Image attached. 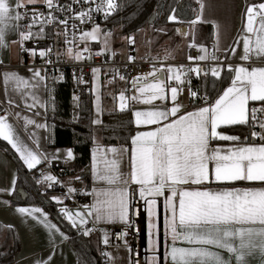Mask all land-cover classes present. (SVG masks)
<instances>
[{
	"label": "snow or ice",
	"instance_id": "1",
	"mask_svg": "<svg viewBox=\"0 0 264 264\" xmlns=\"http://www.w3.org/2000/svg\"><path fill=\"white\" fill-rule=\"evenodd\" d=\"M80 3V0H74ZM89 5L76 11L71 4H60L59 0H0V53L8 50L10 43L20 46L22 52H27L30 57L39 56L44 59L45 65L52 64L51 47L27 48L25 42L44 38L45 25L58 22L65 29L66 55L73 62L91 59V54L85 57L78 46V42L87 44L91 41L100 42V51L96 55L105 52L111 53L110 38L112 31L102 30L101 25L94 22L92 13H103L107 19L115 11L122 7L117 0H83ZM199 11L190 24L197 22L211 23L213 26V50L209 51L203 45L199 46L201 54L198 57L188 56L189 61H212L211 68H201L185 65L166 64L164 61L173 58V52L165 50L164 57L148 56L151 63L150 70L132 77L134 94L126 95L125 90L119 92L120 111L129 109L130 102L150 106L144 109L132 110L134 124L136 126H154L149 130H137L131 135V149L123 147H108L101 149L95 146L91 149V173L93 181L103 182V187L93 186L91 192L85 189H77L68 185L67 193L75 195L78 191L85 195H91L92 203L83 205V211L79 208L75 211L65 207L59 209V213L69 222L78 233L88 236L101 224L122 225L123 228L133 229L139 236L140 229L134 224L133 204L138 194L143 202L142 211L146 213V248L145 264H264V186L261 187H231L210 188L204 186L216 182H260L264 184V0L258 4H247L243 32L240 33L235 43L242 39L243 51L237 52L235 47H229L225 51L232 52L242 63L226 65L232 74L228 87L217 98L209 102L207 90L200 95L198 91L189 90L190 99L199 98L202 106H195L193 110H186L177 97L178 91L184 83L190 85V79L182 80L184 71L203 73L205 77L209 72L211 77L220 78L225 66L220 61L218 52L220 49V25L212 21H203L205 9L204 0H197ZM43 4L47 12H40L33 8L26 26H22L23 17L28 15L29 5ZM94 4V7L92 6ZM23 9L24 11H20ZM71 13L64 19H59L55 13ZM172 12L176 10L173 8ZM79 20L81 24L92 21L90 30L83 28L77 30V25H71V39L68 38V21ZM176 14H169L167 21H177ZM40 28L33 31L35 25ZM158 32L164 29H156ZM176 32L182 36L189 33L183 28H177ZM59 35V33H55ZM15 36V39L10 37ZM129 44H133L132 36L125 37ZM189 47H196L190 44ZM114 55L115 53H111ZM57 59L61 53H56ZM129 61L135 58L131 55ZM259 61V64L256 62ZM159 62V66H157ZM3 60L0 59V64ZM27 71L29 77L21 75L16 70H3L0 72L4 85V96L7 99V108L0 109V138L11 145V148L19 154V159L28 170H33L42 162L51 164L54 160L63 157L66 160L74 159L71 148L54 151L41 150L38 140H34L35 148L29 147L21 139L15 127L16 120H23L25 130L29 125L47 130L46 123L41 124L36 120L21 116L20 111H12L19 107L17 100L24 102V107L32 110L39 105L45 112L51 107L55 112V97L49 89L48 80L53 82L63 80V74L49 78L45 67L30 66ZM58 71V70H57ZM100 69H91L93 88L95 93L94 106L97 113L102 111L100 93L97 87ZM125 80L124 75H120ZM73 79L77 83H87L81 75L76 76L73 70ZM176 81L173 87L168 82ZM215 88V83L212 85ZM205 88L207 82L205 81ZM49 92L51 104L40 103L36 95L38 91ZM171 93L173 106L168 107L167 92ZM18 94V96L16 95ZM115 99V98H114ZM31 100V103L28 101ZM75 106L79 107V97L73 95ZM165 102L163 104L154 103ZM250 103L259 104L260 107H250ZM34 115H40L39 112ZM76 117V113H73ZM78 119V117H76ZM101 121L94 119L93 124ZM221 126H246L251 129V137H257L260 143H248V137L243 140L239 135L228 134ZM260 131H255V128ZM35 133H29V139H34ZM213 141L235 142L231 147H212ZM95 144V140L93 139ZM111 153V158L108 156ZM98 161L102 167H98ZM16 175L13 174L12 187L0 189L11 192L15 190ZM79 181L80 177L74 178ZM61 182L47 168L41 174L36 184L45 183L52 187V182ZM163 198V253L161 258V238L157 222V201ZM56 203H62L60 197L50 198ZM9 204L8 201H3ZM14 211L24 217L31 218L36 224L47 230L52 251L55 252L57 236L61 241L69 237L49 219V214L39 207L17 206ZM91 222L92 227H87ZM103 234V243H109L111 235L104 228L99 229ZM122 240L128 253L131 246L126 240L128 233L120 231L116 234ZM107 264H117L111 252H104ZM139 256V252L136 254ZM52 256L43 264H50ZM41 264V262H37ZM136 264H139L137 260Z\"/></svg>",
	"mask_w": 264,
	"mask_h": 264
},
{
	"label": "trees",
	"instance_id": "2",
	"mask_svg": "<svg viewBox=\"0 0 264 264\" xmlns=\"http://www.w3.org/2000/svg\"><path fill=\"white\" fill-rule=\"evenodd\" d=\"M262 0H245L247 4L260 3ZM122 5L109 18L107 25L118 27V32L123 35H133L140 30L152 26L156 29H164L159 32V39L172 37L173 30L179 23H189L194 20L198 12L197 0H118ZM176 12L173 13L172 9ZM169 14H176L177 21H167ZM155 15L154 21L150 20ZM196 41L207 44L213 36V27L210 24L198 25L195 29ZM161 39L159 42L161 43ZM173 40V39H172ZM171 40V41H172ZM156 42L158 40L156 39ZM176 44L175 40L171 42ZM99 47L97 43L94 44ZM59 75L54 73L48 75L49 78ZM231 73L227 68H223L220 78H213L211 75L203 77L200 81V95L207 90L209 101L215 99L223 89L231 82ZM205 81L207 88H205ZM215 83V88L212 85ZM49 89H54L51 94L55 97L56 110L53 112L51 107L47 110L46 122L48 133V145L50 147H71L74 152L72 168L75 173L86 182L90 189V166H91V147L94 145L93 139L100 137V142L105 145L129 144L130 137L136 130L130 109L120 111L118 108L105 109L102 114V122L98 129L92 123V92L90 86L83 87L79 94V107L75 106L73 100L74 92L71 88L70 78L63 75V80L53 82L48 81ZM199 99V98H198ZM46 103L51 104L49 92H47ZM256 105V104H251ZM258 105V103H257ZM261 106V105H260ZM76 113L74 117L73 113ZM225 130L240 133L248 137L247 141L253 140L251 131L253 129L246 126H226ZM257 131V128L254 129ZM0 147L5 149L15 160L18 169L16 188L11 196L13 205H43L59 224L68 232L70 242L77 253L78 264H107V259L103 254L99 235L84 236L77 234L76 229L72 228L59 209L65 206L56 203L49 197L41 193L43 186L36 185L32 178V171L26 169L10 148L6 141L0 138ZM23 188L28 196L22 199L19 189ZM5 241L1 242V236ZM20 239L17 231L12 227H6L0 222V264H13L18 251L20 250Z\"/></svg>",
	"mask_w": 264,
	"mask_h": 264
},
{
	"label": "crops",
	"instance_id": "3",
	"mask_svg": "<svg viewBox=\"0 0 264 264\" xmlns=\"http://www.w3.org/2000/svg\"><path fill=\"white\" fill-rule=\"evenodd\" d=\"M204 2L206 6L204 9L202 20L203 21L214 20L220 25V49L225 51V49H228L231 46V47H235L237 52L242 53L243 51L242 39L240 40L239 44H236L235 41L240 35V33L243 32V23L245 22V19H246L244 14L246 11V6H247L245 3V0H204ZM198 11H199V4H198ZM203 24H210L212 26L211 23L197 22L195 25H193L194 30L198 27V25H203ZM177 28H183L187 30L189 34L187 36H182L181 34L176 32ZM153 31H154L153 27L149 26L131 35L134 37L133 45L136 46L137 55H141L142 53L149 51V50H152L155 52H165V50H170V51L178 52V55L183 57L185 54L186 47L189 46L190 44H194L191 40L192 39L194 40V38L196 40V36L194 38L193 37L191 38L190 27L188 26V23L177 24L173 30L174 32L173 38L165 37L164 39L165 41L159 43V45L153 42L154 40ZM175 38L177 39L176 44H174V46L169 45V42H170L169 39H175ZM10 39H15V36L10 37ZM213 41H214V36H212L211 41L207 44L196 41L197 44L195 45L197 46L198 50H199L200 45H203L205 48L209 49L210 45L213 44ZM97 44L100 45L99 43ZM154 45L156 46L154 47ZM160 45H161V48H165V49L156 50ZM225 52L228 58L231 59L232 61H240L239 58L236 57L232 52H229V51H225ZM0 59L3 60V63L0 65L9 66L7 68L0 69V72L7 69V70H16L21 75L25 76L26 78L31 75L27 71L28 68L14 67V66H17L19 64H23L26 62V59L20 53L18 44L10 43L8 50L6 52L0 53ZM256 63L259 64V61H257ZM233 64H239V63H233ZM229 84L226 87H228ZM171 86L175 87L177 85H171ZM97 87L100 93V98H101L100 103H101L102 111L99 113L96 112L95 106H94L95 93L91 91L93 95L92 119L93 120L98 119L99 121L102 122V114L105 109L118 108V104H119L118 96L121 90H125L127 96H131V95L128 92V87H129L128 84L123 81H118L114 85H111L110 86L111 90L110 92H107V93L104 92L105 85L103 84V82L98 81ZM92 88H93V82L90 85V89ZM16 95L18 96V94ZM36 95L39 97L40 103H46L47 91H43V90L38 91ZM167 95H168V100L166 101V103L168 107H172L173 104L171 101L170 91L167 92ZM177 97H178V100L183 105L186 106V110L188 111L193 110L195 106H202V102H200L198 98L194 100L190 99L189 90L186 89L184 84L181 86V90L178 91ZM215 99H213L212 101H214ZM212 101H209V102H212ZM16 102L19 104V107L15 109H9L10 112L20 111L22 117L28 116L36 120L38 123L47 124L46 122L47 111L45 112L44 108L37 105L36 108L32 110H28L24 107L23 101L17 100ZM28 102L31 103V100H29ZM154 103L163 104L165 102L156 101ZM251 104L252 103H250V107H251ZM2 106L8 107L7 99L4 96V85H3L2 76H0V107ZM256 106L260 107L259 104L258 105L256 104ZM147 107H150V106H146L142 104L133 105L131 102L129 105V109L131 110V113H132V110L144 109ZM36 112H39L40 115L38 116L34 115V113ZM12 120L15 121V127L18 131V134L21 136V139H23L24 142L29 145V147L35 148L36 145L34 143V140H38L41 146V150L54 151L55 149H61L63 151L68 148H71V147H50L48 145V133L46 129L36 128L35 125H29L28 130L26 131L23 126L22 119L17 121L16 118L12 116ZM101 122L98 124H94L96 129L99 128V126L101 125ZM133 122H134V118H133ZM135 127H136V130H135L136 132L137 130H140V131L149 130L151 127H154V126H144V125L136 126L135 125ZM221 127H222V130L228 134L239 135L241 137V140H243L244 136H246L240 133L227 131L225 130L226 126H221ZM257 131H260L258 127H257ZM135 132L133 133V135L135 134ZM29 133H35L34 139H29ZM257 139L258 141H251V142L247 141V142L248 143L255 142L259 144L261 141L258 137ZM234 143L235 142H230V141H213L211 146L221 147V148L226 149L228 147H231ZM9 146L11 148V145ZM95 146H99L102 150L108 147H117V148L123 147L129 150L128 154L130 155L131 140L129 144L105 145L100 142V137H96L95 144L91 147V149ZM12 150L14 151L16 156L19 158V154L16 153L14 149ZM108 156L111 158L112 154L108 153ZM73 160L74 159L66 160V161L70 166H72ZM20 162L23 164V161L20 160ZM41 164H44V163L42 162ZM23 166L27 169L25 165ZM98 167H102V164L99 161H98ZM13 174H15L16 177H18L17 164L14 158L5 149L0 147V189H9L12 187ZM16 182H17V179H16ZM94 185L103 187V182L93 181L92 173H91V166H90L89 192H91V189L93 188ZM204 186L210 187V188H231V187L243 188V187H261V186H264V184H261L260 182H216V183H211V184H205ZM15 188H16V183H15ZM13 192L14 191H11V192L0 191V222L6 227L14 228L18 233L20 243H21L20 250L18 251L16 255V259L13 264H37L38 261L41 262V264H43L44 261L48 260L49 256H52V261L50 262V264H78L77 253H76L74 246L69 240L70 236L68 232L59 224V222L54 217H52L50 212L41 204L13 205L11 203V196ZM92 200L93 198L90 195L89 201L84 205L92 203ZM3 201H8L9 204L6 205L3 203ZM158 201H160V206L161 208H163V198H159ZM17 206H30V207L41 208L43 212L49 214V219L53 223H55L60 228V230L63 231L69 238L67 240L61 241L59 237L57 236L55 252H53L52 244L49 240V235H48L47 230L44 229L43 226L36 224L35 221L31 220V218H28L27 220H25L24 217L16 213L14 209ZM62 207H65V206H62ZM67 208L72 209L73 211L79 208L81 211H83L82 206H72V207L67 206ZM143 223H144V236H145L144 245L146 248V213L145 212H144V217H143ZM117 226H120V225L119 224L99 225V229L104 228L108 232L111 233L109 237V243L105 245L103 243V234L100 231L101 246L103 247L104 252L107 251V252L112 253V255L115 257L117 264H131V253H128V251L126 250L124 246V243L121 246H117L113 243L112 228L117 227Z\"/></svg>",
	"mask_w": 264,
	"mask_h": 264
},
{
	"label": "built area",
	"instance_id": "4",
	"mask_svg": "<svg viewBox=\"0 0 264 264\" xmlns=\"http://www.w3.org/2000/svg\"><path fill=\"white\" fill-rule=\"evenodd\" d=\"M96 3H99L100 0H95ZM118 2V0H117ZM60 4H71L72 7L79 11L81 8H86L89 5H86L83 3V0H80V3H75L74 0H59ZM94 7V4L92 5ZM37 9L40 12H47L48 9L44 7L43 4H37V5H30L28 6L29 13L28 15L23 17V20L21 21L22 26H26L30 16H31V9ZM20 11H24L21 9ZM59 17V19H64L66 15H71V13H64L61 14L59 12L55 13ZM94 22L96 24H99L101 26L107 25V22L111 15L104 19L103 13L101 12H93L92 13ZM75 23L77 25V30L83 28H90L92 27V21L81 24L80 21L77 19L75 21L69 20L68 21V31L69 36L68 38L71 39V25ZM40 28V25L37 24L34 26L33 31H37ZM45 33L46 35L44 38L40 39L37 38L33 41L25 42V47L27 48H47L51 47L52 56L51 59L53 61L52 64L45 65L44 59L39 56V53L37 52L36 56L34 58L30 57L27 52H22L19 46V50L21 55L26 59V62L23 64H19L14 67L19 68H29L30 66L40 68L45 67L46 72L48 75H53L54 73L68 75L70 78L71 88L74 92V95L79 96L80 90L83 87L90 86L92 83V75H91V69L93 67H98L101 71L99 73V77L102 78V82L105 86H111L114 85L118 81H123L128 84V92L130 95L134 94V88L131 83L132 77L140 75L144 73L145 71L150 70L151 67V61L147 59L148 56H159L161 58L164 57L165 52H155L152 50L146 51L142 53L141 55L136 54V46L133 44L127 45L126 55H124L120 50H114L111 51V53H115L112 55L110 52H105L102 55H96L97 52L100 51V46L96 47L94 43H91L87 45V50L85 49V44L83 42H78V46L81 49L83 55L87 57L89 54H91V59H85L80 62H73L70 60L66 55H63L65 50V29L62 25H60L58 22H54L51 25H45ZM55 33H59V35H56ZM209 51L213 50V44L210 45ZM173 52V58L168 59L164 61L166 64H174V65H185V66H191L196 67L197 63L201 68H211L212 64L214 62L212 61H189L187 59L188 56L192 57H198L200 55V52L196 47H186L184 56H179L178 52ZM56 53H61L59 56V59H57ZM129 55L133 56L135 59L133 61H129L128 57ZM218 55L220 56V61L216 63H221L223 66H225L228 63H242L241 61H232L228 58L225 51L220 50L218 52ZM157 66H159V62H157ZM9 66L0 65V69L7 68ZM75 69L76 76L81 75V69L83 70V78L87 83H77L73 79V70ZM58 70V71H57ZM120 75H124L125 80H121L119 77ZM208 75H211L210 72ZM187 77L190 79V85L188 83H184L187 90L192 91H198L200 89V81L205 75L203 73H200L197 75L196 73H189L187 71H184L182 80ZM178 82L176 81H169L170 85H177ZM200 102H202L199 99ZM251 107H258L256 105H252ZM7 108L6 106L0 107V109ZM0 114H3L2 111H0ZM48 169L54 176L58 178V180L61 182L60 184H57L55 181L52 182L53 186L48 187L47 184L41 183L36 184L35 180L41 179V174L45 171V169ZM78 175L75 173L72 166H70L67 161L63 158L59 160H54L51 162V164H41L37 166L31 174V178L33 182L38 186H43L41 189V193L44 196H47L49 198L58 196L63 201L62 204L68 207L72 206H83L86 204L89 199L90 195L82 194L81 192H77L75 195H69L67 193V189L63 185H68L70 182V186L77 188V189H85L87 192H89V189L86 185V182L80 178L79 181L75 180L74 178ZM143 202L139 199L138 194L135 197V203L133 204V210L134 212L139 211L138 216H134V224L136 227L140 229L139 236L136 234L135 227L133 229H126L123 228L122 225L113 227L112 228V239L113 243L117 246H121L123 244V241L117 238V233L120 231H126L128 235L126 236L129 245L131 246V264H136L137 260H139V264H145L144 256H145V236H144V223H143V217H144V211H142ZM87 227H92V224L89 223ZM77 231V230H76ZM79 235H82V233H78ZM89 235H99L100 236V230L99 226L97 227V230H94ZM137 252H139V256H137ZM104 253V251H103Z\"/></svg>",
	"mask_w": 264,
	"mask_h": 264
},
{
	"label": "rangeland",
	"instance_id": "5",
	"mask_svg": "<svg viewBox=\"0 0 264 264\" xmlns=\"http://www.w3.org/2000/svg\"><path fill=\"white\" fill-rule=\"evenodd\" d=\"M35 5H37V4H35ZM188 26L190 27V35H191V38L193 37H195L196 35H195V30H194V27H193V25L192 24H190V23H188ZM101 28H102V30H111L112 31V36H111V38H110V48H111V51H114V50H120L124 55H126V50H127V45L129 44V42L127 41V39H125V37H128L127 35H123V34H121V33H119L118 32V27H113V26H111V25H104V26H101ZM91 29V27L90 28H86L85 30H90ZM153 33H154V40H153V42L155 43V44H157V45H159V40L161 39H159V32L158 31H156V32H154L153 31ZM131 36V35H130ZM133 37V36H132ZM155 39H157L158 40V42H156V40ZM165 38L163 37V39H161V42H163V41H165L164 40ZM133 40H134V37H133ZM172 39H169V45H172L171 44V42L172 41H174L175 40V42L177 41V39L175 38V39H173L172 41H171ZM194 44H197L196 43V40H195V38H194V40L192 39L191 40ZM94 42H97V43H99L100 44V42L99 41H89L88 42V44L87 45H89V44H91V43H94ZM156 45H154V47H155ZM100 47H101V45H100ZM163 47V46H162ZM170 47V46H169ZM159 49H165V48H161V45L156 49V50H159ZM101 71V70H100ZM98 81H100V82H102V78H100V77H98ZM107 87H109V88H107ZM110 90H111V87L110 86H105L104 87V92L105 93H107V92H110ZM160 211H162V213H160ZM164 207L163 208H161V206H160V201H157V214H158V216H157V222H158V226H159V235H160V238H162V240H163V220H164ZM161 224H162V231H161ZM5 237L2 235L1 236V242H4L5 241V239H4ZM162 251V253H163V242H162V244H161V248H160V252Z\"/></svg>",
	"mask_w": 264,
	"mask_h": 264
},
{
	"label": "water",
	"instance_id": "6",
	"mask_svg": "<svg viewBox=\"0 0 264 264\" xmlns=\"http://www.w3.org/2000/svg\"><path fill=\"white\" fill-rule=\"evenodd\" d=\"M154 18H155V15L150 20L151 23L154 21ZM18 191H19V194L21 195L22 199H26L27 198L28 194L23 188H20ZM160 213H162V211H160ZM160 227H161V231H162V224H161ZM162 242H163V240L161 238V244H162ZM160 253H161V258H162V251Z\"/></svg>",
	"mask_w": 264,
	"mask_h": 264
}]
</instances>
